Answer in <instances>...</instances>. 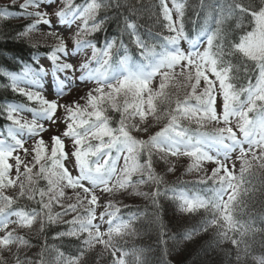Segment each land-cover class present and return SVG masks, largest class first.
I'll list each match as a JSON object with an SVG mask.
<instances>
[{"label":"snow or ice","instance_id":"obj_1","mask_svg":"<svg viewBox=\"0 0 264 264\" xmlns=\"http://www.w3.org/2000/svg\"><path fill=\"white\" fill-rule=\"evenodd\" d=\"M121 6L120 0H10L0 5V24L12 18L23 21L13 39L35 50L31 63L19 61L20 71L0 70L9 80L3 87L24 98L0 103V119L5 121L0 127V264H50L44 250L35 261L22 254L31 244L20 233L37 222L40 233L49 225L66 224L68 230L58 231L54 239L79 242L74 255L53 246L51 264H88L87 256L97 246L102 249L98 255L108 252L112 264H145L143 250L133 249L129 262L130 254L118 247L125 235L136 233L133 222L139 216L123 219L113 199L106 198L133 194L158 206L161 185L172 192L180 211L204 214L185 239L214 230L216 246H234L236 264L251 255L249 236L264 233L237 219L246 206L242 194L249 191L243 187L245 174L264 175V0H229L213 8L212 22L201 27L195 40L185 31L182 0H171V7L169 0H159L160 22L168 33L159 43H149L138 33L131 14L123 18V33L139 58L129 54L123 39L112 38L102 46L95 39L110 18L108 12ZM232 18L236 28L243 19L252 24L235 43L229 41L226 26ZM36 32L43 43L32 41ZM186 40L188 50L181 47ZM41 47L47 49L43 54ZM41 55L51 61L50 69L40 63ZM80 55L84 58L76 59ZM49 73L52 99L41 83ZM157 78L158 87L153 84ZM76 81L94 86L79 99L61 102ZM153 122L163 126L140 138ZM58 124L64 130L46 141L45 134ZM66 141H71L70 150ZM172 158H187V171L203 173L198 182L206 187L192 191L168 185L155 165L163 161L167 172H173ZM146 184H154L155 190L142 191ZM66 189L73 195L66 196ZM57 206L60 211H54ZM226 255L231 258L232 251ZM253 259L264 264V255Z\"/></svg>","mask_w":264,"mask_h":264},{"label":"trees","instance_id":"obj_2","mask_svg":"<svg viewBox=\"0 0 264 264\" xmlns=\"http://www.w3.org/2000/svg\"><path fill=\"white\" fill-rule=\"evenodd\" d=\"M76 2L79 3L80 0H76ZM182 2L185 5V31L189 36V40H195L201 31V27L212 22V17L215 15L213 8L218 10L229 0H182ZM9 3L10 1H0V5ZM120 4L122 5L120 8H113L108 12L110 18L106 22L104 30L95 34V39L98 46H102L106 40L112 38H116L117 41L123 39L124 43L128 45L129 54L139 58L135 46L131 44L130 37L127 33H123V18L131 14L138 25V33L149 43H159L160 36L168 34L160 22L162 15L159 0H120ZM22 23L24 22L12 18L0 24V70L18 72L21 67L19 61L32 62L31 58L35 50L30 47L28 42L13 39L15 33L21 30ZM241 23L242 27L236 28L237 20L235 18L226 22L229 41L238 42L240 36L251 30L250 19H243ZM41 31L43 30L41 29ZM32 35L33 42H44L40 32ZM46 50L44 47L40 48L42 54ZM123 54V51H121L120 55ZM233 63H237L236 58H233ZM8 83L7 77L0 74V103L24 101L23 97L12 92L10 88L3 87ZM114 119H118V115ZM4 124L5 121L0 119V127ZM159 128L160 125L151 127L150 134L159 131ZM47 136L45 135L44 138H47ZM158 165L159 163L155 167L157 166V169L162 171V168H159ZM166 182L173 188H188L192 191H200L206 187V185L199 184L198 180H183L180 177L168 179ZM41 186H43V182H41ZM161 186L158 206L153 205L151 200L147 199L146 204L128 205L120 209L119 215L123 219L127 220L132 214L139 216V219L133 222L136 233L128 235L118 245L120 251L130 254L126 259L130 262L132 260V250L141 249L143 250L142 259L145 264H236L234 246L230 242H223L216 246L213 240L214 230H209L207 233L201 231L191 240L185 239V234L188 231L199 227L204 214L202 211L192 214L180 211L178 203L172 199V192L166 190L165 185ZM243 187L248 188L249 191L247 194H242L246 206L237 213V219L241 223H252L257 229H264V175L259 173L252 175L251 178L246 180ZM27 203L25 200L20 201V204ZM68 227L66 224H53L49 225L43 233H40L38 225L33 233L25 230L21 231L20 234L26 235L31 244L30 248L22 250V254H26L35 261L39 259L38 253L44 250L45 259L50 264L55 258L53 246L64 252L66 256L76 254L79 242L75 238L61 237L54 239L58 231H67ZM247 243L250 245L251 255L243 259L241 264H255L253 257L264 255V233H258L254 237L249 236ZM165 250H167V255H165ZM101 251L102 249L97 246L87 256L88 264H112L113 258L110 254L104 252L103 256H99L98 254ZM229 251H232L231 258L226 255ZM4 254L8 255L7 253ZM117 256H119L118 253Z\"/></svg>","mask_w":264,"mask_h":264},{"label":"rangeland","instance_id":"obj_3","mask_svg":"<svg viewBox=\"0 0 264 264\" xmlns=\"http://www.w3.org/2000/svg\"><path fill=\"white\" fill-rule=\"evenodd\" d=\"M0 1H10V0H0ZM18 2H21V0H18ZM169 7H171V0H169ZM174 18H175V13H174ZM32 37H33V35H32ZM181 47L183 49H185V46L183 47L182 43H181ZM204 47H205V45L202 46L201 51H203ZM88 52H91V50H89ZM177 70H179V69H177ZM78 75H79V73L77 74V76ZM41 83L44 85V94L49 99L55 98L54 93H53L54 81H53V78H52L50 73H49L48 76H46L42 80ZM158 84H159V78H157V80L154 81V85L155 86L158 87ZM93 86H94V83L85 85V83H83V82L76 81L73 84L72 91L67 93L65 97H62L61 98V102L69 101V100H72V99H79L80 96L85 95V93H86V91H87V89L89 87H93ZM80 103L83 104L84 101L81 100ZM25 115L29 116L28 114H25ZM159 125H160V127H162L163 126V122H161V123L153 122L152 127H157ZM63 130H64L63 124H58L57 126L52 128V131L49 134H47L48 136H47V138L45 137L46 138L45 140L47 141L48 137L50 135L59 134ZM150 130H152V129L150 128L149 132H147V133H140L139 137L143 138V139H147L149 135H152V134L155 133V132H153L152 134H150ZM28 142H30V140L27 141V143ZM66 145L69 146L66 150H70L71 141H66ZM233 160H235V156H233ZM122 163H123V161H121V164ZM172 163L175 165V171H173V172H167L168 165H166L163 161H160L159 165H158V166H160L159 168H162V171H159L157 169V166H156L157 172L164 176L165 181L168 180V179H174L176 177H180L183 180H198V177L203 175V173H198L195 170H193L192 172L187 171V166H188V163H189V160L187 158H180V159L172 158ZM72 165H73L72 161H68L66 163V166L69 167V169L72 171V174L76 175L77 174V170ZM212 166L213 165H211V164H207L206 165L207 168H211ZM235 171H236V174L239 175V162L238 161L236 162ZM13 174H14V172H13ZM247 175L248 174L246 173L245 174V177H246L245 179L246 180L252 177V175H248V176ZM133 179H135V177H133ZM155 187L156 186L154 184H151V185L146 184V185H142L141 186V190L145 191V192H151V191L155 190ZM160 187L162 188V186H160ZM65 192H66V196L73 195L71 189H66ZM130 192H131V190H129V193ZM106 199H113V201L117 204V207H119V209H121L122 207L128 206V205H135V204L139 205V203H143V204L145 203L146 204L145 201L147 200L143 196H136V195H133V194H121V193H115L114 195L108 196ZM106 199H105L104 202H106ZM102 210H103V208L101 207V208L98 209V212L102 211ZM54 211H60V208L57 206V207L54 208ZM118 214H120V213H118ZM64 219H71V216L64 217ZM38 225H39V222L34 224V226H33V228L31 230L25 229V231H27L29 233L30 232L33 233V232L36 231V227H38ZM106 227H107V224H105L103 226L102 230H105ZM127 236L128 235H125L120 241L125 240V238Z\"/></svg>","mask_w":264,"mask_h":264}]
</instances>
